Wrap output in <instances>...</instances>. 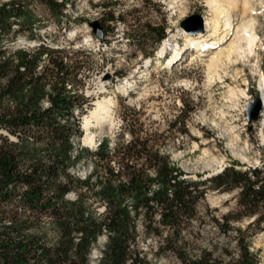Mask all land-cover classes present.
<instances>
[{
    "label": "trees",
    "instance_id": "obj_1",
    "mask_svg": "<svg viewBox=\"0 0 264 264\" xmlns=\"http://www.w3.org/2000/svg\"><path fill=\"white\" fill-rule=\"evenodd\" d=\"M69 1L0 0L1 264H149L141 233L159 239L157 256L171 251L181 264H224L211 253L187 252L186 235L210 191L238 192V207L213 218L214 227L237 234L242 254L232 264H257L246 234L264 231V165L243 169L233 161L215 176L189 179L164 150V135L144 133L128 119V140L120 134L114 143L103 138L94 151L82 148L78 115L86 113L89 99L77 56L85 51L73 57L46 43L11 46L20 35L38 37L43 24L32 4L46 7L60 24ZM146 31H157L159 45L167 37L165 28ZM180 122L177 117L171 127ZM85 155L91 170L76 176L73 169ZM245 219H253L245 230L235 225ZM102 236L106 243L94 260Z\"/></svg>",
    "mask_w": 264,
    "mask_h": 264
},
{
    "label": "rangeland",
    "instance_id": "obj_2",
    "mask_svg": "<svg viewBox=\"0 0 264 264\" xmlns=\"http://www.w3.org/2000/svg\"><path fill=\"white\" fill-rule=\"evenodd\" d=\"M69 2L60 24L46 7L36 2L32 4L43 24L37 29L38 37L30 39L27 34L20 35L11 46L33 48L46 43L70 50L73 57L79 49L85 51L77 57L79 62H84L81 85L84 96L89 99L86 113L99 101H111L113 127L105 132H101L99 127L93 128L92 131L97 133V144L89 147L83 143L85 131L82 121L86 113L78 115L83 131L79 141L83 149L94 151L105 137L111 139V143L120 134L128 140L130 137L125 128L128 119L138 128L142 126L144 133L164 135V150L171 154L172 161L189 179L205 180L215 176L233 161L240 162L243 169L263 167V107L257 120L250 116L251 105L261 97L260 73L254 70L253 65L264 72V14L261 10L257 14L263 46L257 49L254 58H250V65L240 61L209 70L207 64L191 57L189 51L170 67L166 60L167 56L175 54V49L183 48L185 51L188 34L196 35L205 30V18L210 15L207 0ZM193 16L200 20L194 19L189 30L183 28L182 23ZM95 20L104 29L103 39L95 35L90 26ZM148 28H165L166 39L157 44V31L153 34L146 31ZM166 44V56L158 59V53ZM177 117L181 122L177 127H171ZM236 136H239L237 141ZM237 151L244 153L247 160L239 158ZM91 165L85 155L73 173L84 177L91 170ZM237 194L210 191L199 203L200 217L195 219L186 235L190 256L211 253L213 259L224 264L240 259L242 251L236 243L237 234L225 235L216 230L213 222V218L221 219L238 207ZM69 199H73V194ZM17 206L21 209L23 205L18 202ZM252 220L245 219L235 225L245 230ZM46 228L49 238L54 241L56 234L53 229ZM252 232L253 229L246 234L251 238L248 253L256 257L257 264H264V231L255 235ZM105 243L106 236H102L93 251L94 260ZM139 244L147 254L149 264H181L174 252L157 256L159 239L152 235L141 233Z\"/></svg>",
    "mask_w": 264,
    "mask_h": 264
},
{
    "label": "bare ground",
    "instance_id": "obj_3",
    "mask_svg": "<svg viewBox=\"0 0 264 264\" xmlns=\"http://www.w3.org/2000/svg\"><path fill=\"white\" fill-rule=\"evenodd\" d=\"M207 3L210 15L205 18V30L196 35L188 34L185 51L178 48L175 49L174 55L166 57L168 67L177 64L179 59L181 61L188 51L191 57L199 58L207 64L209 70H218L231 63L238 64L240 61L249 64L250 58H254L257 49L263 46L259 36L261 22L257 11L261 10L260 12L264 14V0H207ZM167 44L158 53V59L163 58L162 54L168 50ZM253 66L256 68L253 69L260 73V102L264 117V72L257 65ZM111 104V101H99L83 116L85 145L93 147L97 144V133L92 131L93 128L99 127L101 132H105L113 127ZM262 137L264 140V134ZM235 140H239V136H236ZM243 154L238 153L237 156L246 161L247 157Z\"/></svg>",
    "mask_w": 264,
    "mask_h": 264
},
{
    "label": "water",
    "instance_id": "obj_4",
    "mask_svg": "<svg viewBox=\"0 0 264 264\" xmlns=\"http://www.w3.org/2000/svg\"><path fill=\"white\" fill-rule=\"evenodd\" d=\"M194 19L200 20V18L197 16L190 17L182 23V27L189 30V26ZM200 24H202V23L200 22ZM90 26L93 28L95 35H97L99 38L103 39L104 29H103L101 23L98 20H95V21L90 23ZM201 30H203L202 26H201ZM251 107L252 108H251L250 116H251L252 120H257L259 117V112L262 109L260 99L259 98L256 99L255 104H252Z\"/></svg>",
    "mask_w": 264,
    "mask_h": 264
}]
</instances>
